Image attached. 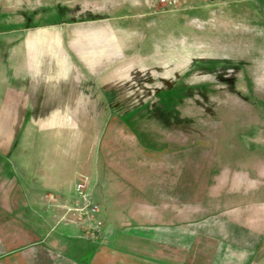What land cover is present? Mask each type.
Instances as JSON below:
<instances>
[{"label": "crops", "instance_id": "0c3cea01", "mask_svg": "<svg viewBox=\"0 0 264 264\" xmlns=\"http://www.w3.org/2000/svg\"><path fill=\"white\" fill-rule=\"evenodd\" d=\"M155 5L113 0L104 21L76 22L66 8L63 27L20 39L27 73L20 87L0 82V264H264V199L230 207L220 200L264 195L244 187L264 178L260 167L256 177L215 173L213 151L188 146L195 139L182 131L148 149L137 127L162 101L152 108L117 96L164 94L126 82L150 54L138 31ZM101 30L115 51L89 68L70 43ZM36 106L47 113L29 114ZM77 183L98 206L94 237V222L75 211Z\"/></svg>", "mask_w": 264, "mask_h": 264}, {"label": "rangeland", "instance_id": "374dc122", "mask_svg": "<svg viewBox=\"0 0 264 264\" xmlns=\"http://www.w3.org/2000/svg\"><path fill=\"white\" fill-rule=\"evenodd\" d=\"M110 4L113 0H0V82L3 76L7 86L20 87V75L27 73L28 66L20 42L26 39V32L63 27L69 19L66 8H71L75 22L104 21ZM151 9L155 13L147 16L138 31L147 35L145 40L151 46L144 47L150 54L132 64L133 75L126 82L150 91L164 90V94L156 95V99L153 93L117 94L120 100L153 101L152 108L162 101L160 110L149 112L151 115L139 123L138 140L148 149L159 150L164 138L167 141L178 131L187 132L195 139L188 146L198 149L207 144L213 151L215 173L221 169L227 174L256 177L260 167L264 176V0H183L175 8L156 2ZM113 46L112 35L103 30L76 33L70 43L89 68L100 57L114 53ZM142 49L136 46L134 52ZM98 104L108 106L104 100ZM46 113L38 106L29 111L37 117ZM252 183L244 187L264 193V178ZM263 199L262 194L224 193L220 197L226 207Z\"/></svg>", "mask_w": 264, "mask_h": 264}, {"label": "built area", "instance_id": "2783aa9c", "mask_svg": "<svg viewBox=\"0 0 264 264\" xmlns=\"http://www.w3.org/2000/svg\"><path fill=\"white\" fill-rule=\"evenodd\" d=\"M183 0H156L158 5L162 7H169V8H175L180 4V2ZM192 1H198V0H192ZM75 191L78 194V197L81 199L82 204L75 209L77 212V215H79L81 218H84L86 221L94 222V226L89 228L87 231V237H94L98 234L102 224L100 221L94 220L95 215L98 211V206L95 204L90 197L85 193V185L84 183H77L75 185Z\"/></svg>", "mask_w": 264, "mask_h": 264}]
</instances>
